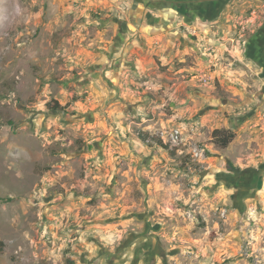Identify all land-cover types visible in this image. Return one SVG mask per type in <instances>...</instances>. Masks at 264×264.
<instances>
[{
    "label": "rangeland",
    "instance_id": "obj_1",
    "mask_svg": "<svg viewBox=\"0 0 264 264\" xmlns=\"http://www.w3.org/2000/svg\"><path fill=\"white\" fill-rule=\"evenodd\" d=\"M186 5L0 0V264H264V0Z\"/></svg>",
    "mask_w": 264,
    "mask_h": 264
},
{
    "label": "flooded vegetation",
    "instance_id": "obj_2",
    "mask_svg": "<svg viewBox=\"0 0 264 264\" xmlns=\"http://www.w3.org/2000/svg\"><path fill=\"white\" fill-rule=\"evenodd\" d=\"M168 7L176 14L183 15L186 18H194L195 17V9L191 6L186 5L188 0H167ZM198 1V0H196ZM220 3H214L212 7L206 8L203 7L202 13L204 16L213 15L216 7L219 6ZM186 5V8H185ZM221 5V4H220ZM253 38V40H251ZM248 47L246 48V52L251 54L253 60H256L260 66L264 67V28H261L258 31L257 35L251 37L248 42H246Z\"/></svg>",
    "mask_w": 264,
    "mask_h": 264
},
{
    "label": "trees",
    "instance_id": "obj_3",
    "mask_svg": "<svg viewBox=\"0 0 264 264\" xmlns=\"http://www.w3.org/2000/svg\"><path fill=\"white\" fill-rule=\"evenodd\" d=\"M55 107L63 108V106H59L57 104ZM142 135L144 136V138L149 136V134L144 132H142ZM234 138L235 133L232 130L218 128L213 131V140L220 147H227ZM157 142L162 143L161 139H158ZM69 262L72 261L69 260Z\"/></svg>",
    "mask_w": 264,
    "mask_h": 264
},
{
    "label": "built area",
    "instance_id": "obj_4",
    "mask_svg": "<svg viewBox=\"0 0 264 264\" xmlns=\"http://www.w3.org/2000/svg\"><path fill=\"white\" fill-rule=\"evenodd\" d=\"M160 137L164 139L165 145H168L170 148L178 146L181 142V133H180V130L178 129L172 130L167 135L161 132Z\"/></svg>",
    "mask_w": 264,
    "mask_h": 264
},
{
    "label": "crops",
    "instance_id": "obj_5",
    "mask_svg": "<svg viewBox=\"0 0 264 264\" xmlns=\"http://www.w3.org/2000/svg\"><path fill=\"white\" fill-rule=\"evenodd\" d=\"M135 28L132 26H128L121 34L123 38H127V36H130L132 30H134Z\"/></svg>",
    "mask_w": 264,
    "mask_h": 264
}]
</instances>
